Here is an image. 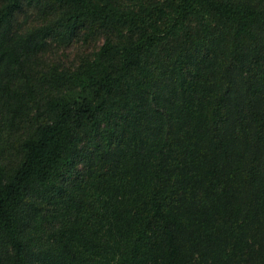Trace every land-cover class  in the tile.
<instances>
[{
    "label": "trees",
    "instance_id": "obj_1",
    "mask_svg": "<svg viewBox=\"0 0 264 264\" xmlns=\"http://www.w3.org/2000/svg\"><path fill=\"white\" fill-rule=\"evenodd\" d=\"M0 264H264V0H0Z\"/></svg>",
    "mask_w": 264,
    "mask_h": 264
},
{
    "label": "rangeland",
    "instance_id": "obj_2",
    "mask_svg": "<svg viewBox=\"0 0 264 264\" xmlns=\"http://www.w3.org/2000/svg\"><path fill=\"white\" fill-rule=\"evenodd\" d=\"M24 10V11H23ZM27 8L24 6V8L16 15V24L17 25H21L23 23L24 25V20L26 17H28L29 12L28 13H24L26 12ZM91 44L93 46H95L96 44L91 42ZM86 50V46L81 44V43H77L74 44L72 47H69V49L67 50H54V52H50V54H48L45 57V61L46 62H51L49 65L53 66V67H67L70 64H75V62H73L74 60H76V58L80 55H85V51ZM90 49H88L87 46V52H89Z\"/></svg>",
    "mask_w": 264,
    "mask_h": 264
}]
</instances>
